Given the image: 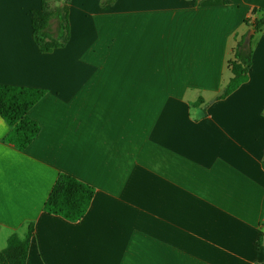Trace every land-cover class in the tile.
I'll return each instance as SVG.
<instances>
[{
  "label": "crops",
  "instance_id": "0c3cea01",
  "mask_svg": "<svg viewBox=\"0 0 264 264\" xmlns=\"http://www.w3.org/2000/svg\"><path fill=\"white\" fill-rule=\"evenodd\" d=\"M40 3L0 0V84L45 90L25 149L0 116V249L32 223L26 264H263L264 24L217 95L264 0H70L48 53ZM60 173L94 188L78 221L43 211Z\"/></svg>",
  "mask_w": 264,
  "mask_h": 264
},
{
  "label": "trees",
  "instance_id": "16d2710c",
  "mask_svg": "<svg viewBox=\"0 0 264 264\" xmlns=\"http://www.w3.org/2000/svg\"><path fill=\"white\" fill-rule=\"evenodd\" d=\"M69 4L70 0H41L40 8L31 11L33 39L39 52H52L67 43L70 35ZM257 10L253 8L251 15ZM52 19L56 21L54 30L50 25ZM244 24L256 33L264 24V16L254 19L247 17ZM245 34L235 39L233 58L228 61L231 76L222 92L217 95V99L226 97L247 80L252 48L250 42L248 44L244 42ZM44 93L45 90L39 88L0 84V116L10 128L5 141L21 150L33 141L40 127L28 116V111ZM202 102L203 99L198 98L191 107L194 108ZM205 113L203 110L201 116ZM93 195L92 186L69 174L60 173L43 204V211L59 215L69 221H78L89 208ZM261 226L263 230L256 239V244L264 248V219ZM31 230L32 223H29L23 234L12 233L8 237L6 246L0 249V264H26Z\"/></svg>",
  "mask_w": 264,
  "mask_h": 264
},
{
  "label": "water",
  "instance_id": "95a60500",
  "mask_svg": "<svg viewBox=\"0 0 264 264\" xmlns=\"http://www.w3.org/2000/svg\"><path fill=\"white\" fill-rule=\"evenodd\" d=\"M254 33V30L253 29H249L247 32H246V35L244 37V42L246 44H248L250 42V39H251V36L253 35Z\"/></svg>",
  "mask_w": 264,
  "mask_h": 264
},
{
  "label": "rangeland",
  "instance_id": "374dc122",
  "mask_svg": "<svg viewBox=\"0 0 264 264\" xmlns=\"http://www.w3.org/2000/svg\"><path fill=\"white\" fill-rule=\"evenodd\" d=\"M55 20L52 19V22H51V28L53 29L54 27L52 26L54 24Z\"/></svg>",
  "mask_w": 264,
  "mask_h": 264
}]
</instances>
